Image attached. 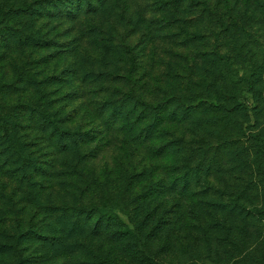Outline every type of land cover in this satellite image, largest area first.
Listing matches in <instances>:
<instances>
[{
  "label": "rangeland",
  "instance_id": "1",
  "mask_svg": "<svg viewBox=\"0 0 264 264\" xmlns=\"http://www.w3.org/2000/svg\"><path fill=\"white\" fill-rule=\"evenodd\" d=\"M52 1L0 0V34L7 40L9 36L21 37L7 45L0 41V80L3 69L22 78L20 71L32 70L44 82L45 74L57 75L78 62L81 73L70 76L74 90L68 86L61 90L77 91L72 97L74 102H67V110L76 109L69 126H89L91 110H98L106 99L114 101L117 91L129 88L150 102L162 100L165 94L174 95L168 107L171 111L178 103L215 104V99L227 107L235 103L244 108L230 114L203 112L199 108L184 123L165 121L168 132L159 127L152 132L155 140L143 142V136L141 143L131 142L142 157L130 160L122 149L127 143L125 138L134 139L148 122L136 110L124 122L130 129L124 133L126 137L113 132L106 139L96 132L92 143L80 147L83 155L71 152L56 156L54 166L58 171L52 187L42 181L43 188L32 189L29 179L21 174L13 179L0 175V264H264V217L225 219L221 211V205L232 195L247 197L264 210V156H257L259 148L251 138L255 132L264 137V103L262 110L256 111L251 88L243 82L235 85L220 79L218 71L222 67L212 57L214 51L228 54L225 56L239 76H249L258 67L262 79L255 83L256 93L264 101V0H91V5L83 0L81 7L74 2L68 16L51 7ZM21 6L26 10H15ZM207 11L209 15L203 16ZM31 35L37 44L30 43ZM76 49L79 54L73 56ZM4 55L10 60L2 62ZM54 55L58 57L53 59ZM89 55L93 58L89 59ZM50 58L53 61L43 62ZM106 64L107 69L102 67ZM98 70L97 76L108 71L110 78L76 87L83 83L82 76H92ZM123 73L127 82L120 81ZM93 79L87 77V82ZM39 86L46 88L44 83ZM47 88L51 89V85ZM38 96L33 88L23 97L32 102ZM50 98L52 112L65 104L56 103L52 95ZM8 99L0 91V121L8 119L12 123L16 120L5 105ZM111 127L119 129L117 125ZM165 134L171 141L182 136L180 146L184 147L171 145L164 154L154 155L156 145L164 143ZM28 139L33 141L27 135ZM25 141L19 128L16 135L15 131L0 132V163L12 162L15 153L26 147ZM197 142L201 143L200 153L194 151ZM187 145L189 150L185 149ZM49 150L37 140L25 152H33L43 163L53 160L47 156ZM201 157L204 198L184 199L189 191L181 195L180 182L189 178L191 185H196L199 181L187 177L185 166ZM211 161L214 166L206 178ZM128 176L134 178V183ZM152 181H163L176 189L138 199L139 192ZM201 186L190 188L198 190ZM219 188L226 190L224 199L215 195L221 194ZM106 196L120 199L121 210L115 212L119 221L131 226V218L134 223L143 224V248L128 236L111 237L104 232L90 237L93 229L87 225L84 234L89 243H85L91 249L74 251L72 230L58 221L61 214L47 207L62 205L61 202L87 208L101 206ZM197 200L204 203V208L194 206ZM153 207L155 215L149 217ZM194 208L199 210L202 227L196 225L190 212ZM77 212L68 211L66 216L74 218ZM109 225L99 232L116 230ZM54 228L61 229L62 238L52 245L47 239Z\"/></svg>",
  "mask_w": 264,
  "mask_h": 264
},
{
  "label": "trees",
  "instance_id": "2",
  "mask_svg": "<svg viewBox=\"0 0 264 264\" xmlns=\"http://www.w3.org/2000/svg\"><path fill=\"white\" fill-rule=\"evenodd\" d=\"M83 0H54L50 3L51 7H56L57 10L60 12V14H64L66 16L70 15L72 11V5L74 2L78 3L79 7L82 5ZM87 5H91V0H84ZM49 4V3H48ZM26 6V5H23ZM204 8L206 7V2H203ZM208 6V3H207ZM28 7V6H27ZM13 10V9H12ZM16 11L26 10V7H18L15 9ZM208 14V11L206 13H203V16H206ZM209 15V14H208ZM197 20H195L196 22ZM9 40H7V37L0 34V41L4 44L10 42V40L14 41H20L21 37L19 36H9ZM17 38V40H15ZM31 40V44H37V39L34 35H31L29 37ZM89 44L91 45V41H89ZM80 47V44H78ZM75 50L73 53V56H76L79 54ZM71 52V50H70ZM228 54H220L219 51H214L212 53L213 61L216 62L219 66L222 67V69H219V78L222 80H229L232 84H239L241 82L245 83L250 89V91L253 94V102H254V108L256 111H261V105L264 103L261 96H257L256 93V87L255 83L260 78V70L257 67L256 70L250 73V75H242L239 76L237 70L231 65L230 58L228 56H225ZM91 56V55H89ZM58 55H54V58H57ZM96 57V56H94ZM47 58V57H46ZM61 58V56H59ZM93 58L92 56L89 57V59ZM8 56L4 55L1 57V61L8 60ZM53 59H44L43 62L49 63L50 61H53ZM10 60V59H9ZM95 60V59H94ZM93 60V61H94ZM67 61V60H66ZM252 63H256L253 60H250ZM89 63V62H87ZM257 64V63H256ZM4 65V64H3ZM70 69H64L61 70L57 75H50L45 74L44 77L46 79L44 82H41L39 79V73L36 74V72L30 70V71H24L21 68L18 69L19 74L23 76L20 77L17 74H13L9 72L8 70L3 69V78L0 80V91L3 93V98L12 99L7 102L5 101V105L8 107V110L13 112L15 114L14 118L16 121L10 122L8 119H5V121H0L1 129L0 132L4 133H11L12 131H15V135L17 132V129L23 130V134L26 136V141L23 142L26 147H22L20 149L19 153H15V159H13L12 162L6 161L4 164L0 163V172L7 178H12L17 175H23L27 179H29L30 188L34 189L35 187H44V183L48 182L49 187H52L53 180H55L56 173L58 170H56V167L54 166V162L57 160L56 156H66L68 153L75 152L76 154H81L80 147H87L86 145L92 143L95 139L94 136H96L94 133L99 132L102 134L103 138L110 139L111 133L113 132H119L120 134L124 133L127 134L128 129L127 125L124 124L125 121L129 119L131 115L136 113V110L141 115V119L148 118V122L145 126H143L138 134H136V137L132 140H126L124 145L122 146L123 153L129 157L130 160H135V158L138 156L142 157V155L138 152L135 144L141 143V138H146L143 142H149L148 140H155V137L153 135L155 133H152L157 128H161L163 131L168 132L165 125V121L168 122H174L177 121L178 123H184L186 120H191V118L197 114L200 110L203 112L206 111H212V112H223L225 114H230L232 112L240 113L244 106L237 105L235 103H232L230 106H226L223 102L220 100L215 99V104L212 103H203L197 101L196 103H178L176 104V108L174 107L171 110H168V107H170L171 101L174 99V95H167L165 94L164 97H162V100H158L156 102H150L147 101L146 97L141 96L140 94H136L132 89L128 90H120L118 92V97L114 101L113 99H106L105 101L100 102L99 109L98 110H91L90 113H88V116L90 117L91 124L89 126H77L71 127L68 125V122H72L75 119V115H72L76 109L71 108L67 110L68 103L74 102L72 100V97L75 92L77 91H70L66 93H63L61 91L64 87H67L69 89L74 90L72 87V82L74 79H70V76L75 77L79 72L81 73L80 65H78V62H75V65L71 64ZM103 68H108V65L102 66ZM77 73V74H76ZM99 73L96 72V74H93V82H87V77L92 76H82V84L76 86L78 87H84L85 85H89L88 83H95L101 78L109 79L110 75L107 72H102L100 75L97 76ZM97 78H95V76ZM79 76V75H78ZM126 74H121L120 81H128ZM262 77L260 78V80ZM55 82L60 85H55ZM45 84V87L39 86L40 84ZM47 85H51V89L47 88ZM36 89L39 93V96L37 99L33 98V101L30 102L29 99H24V95L27 91L30 89ZM253 89V90H252ZM118 90V89H117ZM56 95V103L63 104L59 111L56 109L55 112H52L51 109H53V102L50 96ZM80 97V95L78 96ZM77 97V98H78ZM176 97V96H175ZM53 98V99H55ZM117 100V101H116ZM55 104V103H54ZM126 107L128 108L126 110ZM200 108V110H199ZM222 108V109H221ZM125 110V111H124ZM127 112V113H126ZM85 117V116H84ZM86 118V117H85ZM101 121L103 123H101ZM109 123V124H107ZM165 124V125H164ZM103 125H106L103 127ZM119 126V129H113L111 126ZM103 127V128H102ZM165 127V128H164ZM38 131V133H36ZM27 135L30 136L33 141L31 142L29 139L27 141ZM107 136V137H106ZM165 136L169 137V134H165ZM126 137V136H125ZM142 138V139H143ZM251 138L255 140L256 145L258 146L257 156H264V137L260 132H255L251 134ZM44 139V140H43ZM172 138H168L163 141L164 143H159L156 145L157 147L154 148L155 154H164L168 151V148H170L171 145L178 146L179 148L184 147L180 146L183 145L182 143V136L178 137L176 140H172ZM175 139V138H174ZM37 140H41L43 145H45L46 148H50L51 150L48 151V157H52V161L50 162H43L40 163V157L39 156H33L32 153H27L25 150L29 148L34 143L37 144ZM124 140V138H123ZM131 142L135 144H131ZM142 142V143H143ZM146 143V144H147ZM198 143V142H197ZM130 144V145H129ZM194 144V143H193ZM42 145V144H41ZM197 145V144H195ZM17 146L21 147V143L18 142ZM189 145L185 147L186 150H189ZM26 148V149H25ZM148 149H151L150 147H147ZM89 148H86V151H88ZM40 151V150H39ZM195 152L200 153L201 152V143H198V148L194 150ZM150 154H152V151H149ZM194 152V153H195ZM193 153V154H194ZM91 155V154H90ZM163 156V155H161ZM61 159V158H60ZM144 159V158H143ZM138 161V160H137ZM63 164L64 162L61 161ZM211 161L208 168L206 169V178H209L210 172L213 169L214 164ZM59 164V161H58ZM212 164V165H211ZM68 166V165H67ZM52 168V170H50ZM154 167V165H153ZM31 168L32 170H29ZM76 168V166H75ZM185 170L187 172V177H192L193 179L199 180L196 185L189 182V178L181 181L183 186V190L180 192L181 195L188 192V195L183 196L182 198L188 199L191 197H203V183H201V179L203 178L202 175V157L197 159L195 163L189 164L188 166H185ZM32 172V174H29ZM73 174V172L71 173ZM58 175V174H57ZM128 174H126L127 176ZM129 177V181L131 180V183H134V178L132 179L131 176ZM38 178L42 179L41 181L38 180ZM42 181L44 183L42 184ZM128 181V184H129ZM130 183V184H131ZM179 183V184H180ZM202 185L201 188L198 190L191 189L192 186H198ZM42 187V188H43ZM176 188L173 186H167V184L163 181H152L144 186V188L139 192L138 199L143 200L148 197V195H164L168 192L174 191ZM221 194H218V192L215 195H217L220 198H225L226 190L224 188L217 189ZM73 192H71V195ZM148 199V198H147ZM103 203L100 205H92L89 208L78 206L77 204H72L71 206L64 204L63 202L59 203L62 205H55L54 206H47L48 209L52 208L53 213H59L61 216L58 218V221L61 222L62 226L64 228H68L69 230H72L70 234L73 235V250L79 251L81 250H87V248H90V245L85 243L87 240V237L90 235V237H98L99 235H102V233L106 232L108 235L110 234L111 237H124L128 236L132 239H135L138 243V246L140 248H143L145 246V242L142 240L141 236V228H143V224H136L133 220H128L131 223V226L126 225L125 223L119 221L117 214L115 213L117 210L120 211V199L118 198H110L109 196L102 198ZM153 200V199H152ZM249 199L247 197H244L242 195H232L231 198L226 199L224 204L221 205V211L225 213V219L227 217H238L241 219H248V217H257L262 218L264 217V210L259 207L258 205L252 202L248 201ZM152 202V201H151ZM162 204H164V201H162ZM165 205V204H164ZM180 206V204H179ZM198 208H204V203L200 200L196 201V204L194 205ZM77 215L72 217H67L66 214L68 211L75 212L77 211ZM156 211V207H153V211L149 214V217H153ZM193 214V219H195L196 225L202 227V219L200 218V213L198 209H193L190 211ZM94 217V218H93ZM56 218V220H57ZM94 219V220H92ZM55 220V221H56ZM93 221V222H92ZM105 223V225H104ZM110 224V225H109ZM115 224V225H112ZM87 225L90 227L92 226V231L88 236L84 234L87 230ZM109 225L112 227H115L116 230L109 233V231L104 230L103 232H99L102 229L107 228ZM53 226V225H52ZM106 226V227H105ZM76 230V231H74ZM110 230V229H109ZM52 235L48 236V243L55 245L58 244L61 241L62 234L61 229L56 230L54 228L51 230ZM105 233V234H106ZM91 249V248H90Z\"/></svg>",
  "mask_w": 264,
  "mask_h": 264
}]
</instances>
